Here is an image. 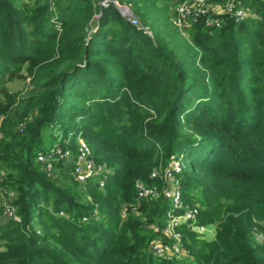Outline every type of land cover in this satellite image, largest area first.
<instances>
[{
  "label": "trees",
  "instance_id": "trees-1",
  "mask_svg": "<svg viewBox=\"0 0 264 264\" xmlns=\"http://www.w3.org/2000/svg\"><path fill=\"white\" fill-rule=\"evenodd\" d=\"M113 1L153 37L115 4L0 0V189L21 219L0 199V264H264V0H243L256 18L222 15L221 28L201 17L188 38L175 0ZM26 78L25 92L7 86ZM78 137L109 170L104 186L78 183L66 160L51 176L38 162L48 146L75 153ZM175 161L194 225L217 228L207 240L181 226L182 260L151 252L184 211L152 178ZM138 181L160 196L139 199Z\"/></svg>",
  "mask_w": 264,
  "mask_h": 264
},
{
  "label": "built area",
  "instance_id": "built-area-1",
  "mask_svg": "<svg viewBox=\"0 0 264 264\" xmlns=\"http://www.w3.org/2000/svg\"><path fill=\"white\" fill-rule=\"evenodd\" d=\"M95 1L101 9H107L112 4H115L116 7L127 16L126 19L133 26L152 37L149 28L143 26L138 19L130 15L129 12L120 9V6L113 0ZM174 12V24L180 29L183 35L188 34L187 30L191 24L197 22L201 17L207 18V23L215 28L222 27V15H225L236 22H243L250 17L256 18V16L253 15L244 5L243 0H184L175 8ZM1 126L2 123L0 122V140L2 137ZM59 159L73 163V175L78 183L85 185L92 178L100 176L101 186H104L109 170L105 165L100 164L95 160L90 146L83 138H77L75 153L70 149L56 147L48 152H40L37 156L38 162L45 165V171L49 176L54 172V162ZM180 171L181 163L175 161L171 166L166 168L162 174L159 171H154L152 174V178L162 176L166 182V187L163 190V196L165 199L171 201L175 209L184 210L181 214L170 213L168 215L167 225L163 230V235L169 240V243L165 244L161 241H157L151 246V252L154 255L168 260H182L190 257L189 251L183 244L182 234L179 232L181 226L192 223V228L195 232L199 230L200 232L198 233L203 234L206 231L205 227L194 225L199 214L198 208L185 206L183 204L180 187L174 179L175 174ZM1 176L2 174H0V180ZM135 185L138 198L141 200L157 198L160 196L156 187L144 185L140 181L136 182ZM14 198L15 193L13 191L0 189V199L5 208V216L17 223H21V219L17 214V209L13 206ZM60 216H65V214L61 212ZM253 235L257 241L264 244V231L254 230Z\"/></svg>",
  "mask_w": 264,
  "mask_h": 264
},
{
  "label": "rangeland",
  "instance_id": "rangeland-1",
  "mask_svg": "<svg viewBox=\"0 0 264 264\" xmlns=\"http://www.w3.org/2000/svg\"><path fill=\"white\" fill-rule=\"evenodd\" d=\"M182 1L181 0H175L174 1V3H172L171 4V12H173L174 10H175V8L181 3ZM121 9H122V7H121ZM123 10V9H122ZM125 12H129L130 13V15H132L133 17H135V18H137L138 19V17L131 11V10H129L128 8L127 9H125ZM123 15L125 16V14L123 13ZM127 16H125V18H126ZM138 21L140 22V20L138 19ZM141 23V22H140ZM148 28V27H147ZM151 31V30H150ZM152 33V32H151ZM152 37H153V35H151ZM184 37H186V38H188L189 37V35L188 34H186V35H184ZM24 74L26 75V73L24 72ZM29 83H30V78H26V79H24V80H15V81H12V82H9L8 83V88L12 91V92H25V90L27 89V87H29ZM2 121H3V119L0 117V122L2 123ZM1 128H2V126H1ZM2 130V129H1ZM2 132V131H1ZM74 143H76L77 144V141L76 140H74ZM48 151H50L52 148H51V146H48ZM1 174V173H0ZM261 225H263L262 227V231H264V222L261 224ZM202 227V226H201ZM203 227H205L206 228V231L203 233V234H200V233H198V232H200L199 230H197V232L196 233H198V235L199 236H201V238H204V236H205V234H207L208 232H210V230L209 229H211V230H214V232H215V235H216V226L215 225H212V226H203ZM255 230H261V229H259V227H257ZM208 234H210V233H208Z\"/></svg>",
  "mask_w": 264,
  "mask_h": 264
},
{
  "label": "crops",
  "instance_id": "crops-1",
  "mask_svg": "<svg viewBox=\"0 0 264 264\" xmlns=\"http://www.w3.org/2000/svg\"><path fill=\"white\" fill-rule=\"evenodd\" d=\"M209 230H210V232H208V233H210V234H208V233L205 234L204 238L207 240H213L215 237V232H214V230H211V229H209Z\"/></svg>",
  "mask_w": 264,
  "mask_h": 264
},
{
  "label": "water",
  "instance_id": "water-1",
  "mask_svg": "<svg viewBox=\"0 0 264 264\" xmlns=\"http://www.w3.org/2000/svg\"><path fill=\"white\" fill-rule=\"evenodd\" d=\"M120 9H121V7H120Z\"/></svg>",
  "mask_w": 264,
  "mask_h": 264
}]
</instances>
